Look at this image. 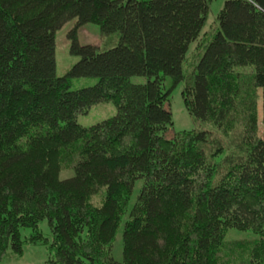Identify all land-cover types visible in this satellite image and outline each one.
Masks as SVG:
<instances>
[{"label":"trees","instance_id":"obj_1","mask_svg":"<svg viewBox=\"0 0 264 264\" xmlns=\"http://www.w3.org/2000/svg\"><path fill=\"white\" fill-rule=\"evenodd\" d=\"M211 1L0 0V264L26 244L48 264H264V0L203 30ZM86 23L105 46L79 43ZM180 83L197 125L168 136Z\"/></svg>","mask_w":264,"mask_h":264},{"label":"rangeland","instance_id":"obj_2","mask_svg":"<svg viewBox=\"0 0 264 264\" xmlns=\"http://www.w3.org/2000/svg\"><path fill=\"white\" fill-rule=\"evenodd\" d=\"M225 0H212L209 4V10L203 30L216 20V16L223 6ZM72 23L65 24L55 34V60H56V74L58 76L64 75L69 68L77 61V57L69 52L70 40L66 36L67 30ZM77 39L80 44H92L98 48L105 46L106 38L100 34V27L95 23H86L80 26L77 30ZM193 47L191 43L188 51ZM134 81L142 80V77L132 78ZM95 80V79H94ZM93 78H73L71 79V88L76 89L84 86H90L95 83ZM182 84L175 86L170 94L169 108L171 111L173 125L166 132V135L171 136L174 132L181 130H188L196 127L195 120L185 110L183 100L181 98ZM115 106L112 102H104L93 106L86 114L79 115L77 122L83 126L93 125L115 114ZM72 175V172L61 171L60 177H67ZM135 190L139 187V182L135 184ZM99 200V199H95ZM121 232V231H120ZM227 239H238L241 236L236 233H231ZM113 255L116 259L122 257L121 235L118 233L115 242L113 243ZM49 252L46 246H35L26 244L23 247V252L20 255L13 254L8 251L3 258L1 264H48L46 262L49 258Z\"/></svg>","mask_w":264,"mask_h":264}]
</instances>
